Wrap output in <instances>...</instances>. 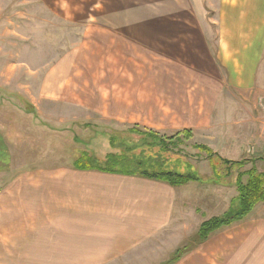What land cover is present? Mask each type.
I'll return each instance as SVG.
<instances>
[{
  "label": "rangeland",
  "instance_id": "rangeland-1",
  "mask_svg": "<svg viewBox=\"0 0 264 264\" xmlns=\"http://www.w3.org/2000/svg\"><path fill=\"white\" fill-rule=\"evenodd\" d=\"M227 7L223 0H0V137L8 159L0 187L20 173L69 168L82 150L100 162L125 147L156 156L158 139L136 136L132 127L160 137L186 130L174 152L160 156L197 181L177 186L167 231L107 264H163L178 249L180 260L172 264H207L211 246L223 259L228 249L217 250L216 241L229 243L232 235L239 246L237 225L212 232L205 246L198 231L227 211L237 170L193 145L213 144L226 158L241 153L223 136L228 123L245 117L239 110L224 117L227 92L216 100L208 91L207 65L215 61L223 72L219 45L233 22ZM240 165V171L251 167ZM263 217L259 204L246 219Z\"/></svg>",
  "mask_w": 264,
  "mask_h": 264
},
{
  "label": "crops",
  "instance_id": "crops-1",
  "mask_svg": "<svg viewBox=\"0 0 264 264\" xmlns=\"http://www.w3.org/2000/svg\"><path fill=\"white\" fill-rule=\"evenodd\" d=\"M223 3L230 6L225 15L233 22L220 40L223 72L218 70L215 61L207 65L208 91L216 100L221 90L227 92L224 117H235L238 110L241 117H245L228 123L229 136H223L225 145L230 142L232 148L236 147L241 153L237 158L231 155L226 158L215 145L207 146L221 158L246 160L262 171L264 0H223ZM201 55L204 54L201 52ZM230 101L237 104L233 106ZM209 122L211 118L200 122L199 126L205 127ZM231 150L230 154L234 153L235 149ZM5 153L0 137V167L7 164ZM42 170L20 173L0 187V264L9 261H15L14 264H107L163 230L167 231L171 224L177 187L167 182L77 170L72 166ZM234 224L240 245L232 243V235L229 243L217 240V250H228H223L221 259L215 256V247H209L204 255L207 264L211 259L212 264L218 259L219 264L243 263L242 258L245 264L248 260L250 264H264V217ZM213 236L215 234L201 246L209 243ZM256 252L261 258L256 257ZM196 254L198 252H193L192 256Z\"/></svg>",
  "mask_w": 264,
  "mask_h": 264
},
{
  "label": "trees",
  "instance_id": "trees-1",
  "mask_svg": "<svg viewBox=\"0 0 264 264\" xmlns=\"http://www.w3.org/2000/svg\"><path fill=\"white\" fill-rule=\"evenodd\" d=\"M128 132L134 133L136 136L141 135L144 139L150 137L158 139L160 144L157 145L160 147V152L152 158L150 156L146 157L144 152L139 155L133 154L130 148L125 147V150L122 149L121 152H108L105 155V158L100 162L97 161V159L90 154L89 151L82 150L72 160V168L77 170L100 171L127 176H142L167 182L174 187H177L187 181H197V175L188 171L181 173L177 169V164L174 163V165L172 164L173 166H168V159L160 156L161 152L165 153L173 151L178 142H180V138L178 137L180 135L181 137H185L190 132L184 130L181 133L177 132L173 134L171 137H160V135L155 132L140 129L138 127H132L128 130ZM193 147L204 150L208 155L212 152L208 146L202 144H194ZM212 157L214 158L210 161L221 158L215 153L212 154ZM220 162L225 164L228 168L237 170V176L234 184L236 186L237 194L231 199L229 207L222 217L212 218L201 224L198 231L201 241H205V239L208 238L212 232L220 229L221 227L230 226L248 218L256 206L264 204V168L262 171H258L255 165L252 164L250 168L240 171V164L246 163V160L230 161L221 158ZM213 170H216V168L213 167ZM213 175L215 177H220L217 171H215V173L213 171ZM180 253L181 250L178 249L177 252L171 256L170 260H167L164 264H172L176 262L181 256Z\"/></svg>",
  "mask_w": 264,
  "mask_h": 264
}]
</instances>
